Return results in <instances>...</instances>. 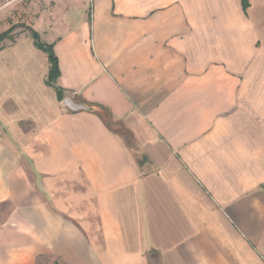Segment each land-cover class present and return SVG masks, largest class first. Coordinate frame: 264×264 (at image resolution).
Here are the masks:
<instances>
[{
	"label": "crops",
	"instance_id": "1",
	"mask_svg": "<svg viewBox=\"0 0 264 264\" xmlns=\"http://www.w3.org/2000/svg\"><path fill=\"white\" fill-rule=\"evenodd\" d=\"M54 3L87 109L29 32L0 49V264H264V0Z\"/></svg>",
	"mask_w": 264,
	"mask_h": 264
},
{
	"label": "rangeland",
	"instance_id": "2",
	"mask_svg": "<svg viewBox=\"0 0 264 264\" xmlns=\"http://www.w3.org/2000/svg\"><path fill=\"white\" fill-rule=\"evenodd\" d=\"M54 5V0H0V34L16 26V38L27 35L25 27H34L41 15L53 9ZM11 45L12 42L6 40L0 44V48L5 49ZM108 121L112 123L113 129L121 132L120 125Z\"/></svg>",
	"mask_w": 264,
	"mask_h": 264
},
{
	"label": "trees",
	"instance_id": "3",
	"mask_svg": "<svg viewBox=\"0 0 264 264\" xmlns=\"http://www.w3.org/2000/svg\"><path fill=\"white\" fill-rule=\"evenodd\" d=\"M241 1H242L243 9L246 12L250 7L249 0H241ZM15 29H16V26L15 27L13 26L7 31L0 34V44L5 42L6 40L11 41L12 43H15L18 38V37L16 38L14 35ZM25 31L30 33L33 39L34 45L47 56V59L49 62V73H48L46 84L49 87L54 89V91L57 94V98L60 102L65 101L66 97L64 95L63 89L57 86V81L60 76V71H59V61L54 51V46L44 43L41 39L40 34L37 31H35L32 27L30 26L25 27ZM107 117L109 116L107 115Z\"/></svg>",
	"mask_w": 264,
	"mask_h": 264
},
{
	"label": "water",
	"instance_id": "4",
	"mask_svg": "<svg viewBox=\"0 0 264 264\" xmlns=\"http://www.w3.org/2000/svg\"><path fill=\"white\" fill-rule=\"evenodd\" d=\"M68 102H69V104H67ZM64 104H67L66 106H68L70 108H73V106H75V107H79V108H82V109H87L86 106H82V105H79V104H74L70 100H65V103Z\"/></svg>",
	"mask_w": 264,
	"mask_h": 264
}]
</instances>
